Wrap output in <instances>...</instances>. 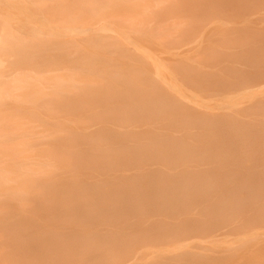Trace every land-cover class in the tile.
Masks as SVG:
<instances>
[{"label": "rangeland", "instance_id": "obj_1", "mask_svg": "<svg viewBox=\"0 0 264 264\" xmlns=\"http://www.w3.org/2000/svg\"><path fill=\"white\" fill-rule=\"evenodd\" d=\"M5 1L2 0L8 5L5 6L6 11L10 17L16 18L17 23L14 21L12 24L11 28L15 36L11 35V37L4 35L0 25V38L2 37L5 43L0 44L2 47L0 72L27 71L29 74L31 72L46 76L43 83L47 86L46 90L49 94L33 95L31 101L0 103L1 117L2 114L6 116L3 118L11 116L10 120L4 119L9 120L8 123L4 121L2 125L0 124L3 132L4 127L10 129L5 131V134L0 132L2 134L0 142L5 144L10 142L9 145L18 140L29 142L26 150L14 152L12 159L8 155L7 160L2 157L4 159L0 160V171L3 172L2 167L8 166L18 172L19 162L32 161L29 165L34 166L35 163L38 164V160L31 157L34 153L35 155L38 153L37 151L32 154L33 150H36L32 149L33 147H40L42 151L47 152V155L50 153L49 156H53V153L55 157L69 154L66 159L63 158L67 164H74H70L72 169H58L59 171L55 170L58 172L34 177L35 182L28 181L32 186L27 183V188L30 186L32 190L37 189L31 192L30 196H42L51 191L50 186L60 185L58 175H62L63 178L60 180L61 183L64 180L66 188L78 187L77 189H81L82 192L83 186L88 185L87 179L93 184L89 186L96 189L118 187L117 182H107L105 175L100 172L103 164L102 151L95 150L96 142L91 135H95L101 127L108 128L107 126L112 125L109 124L111 122L108 125L107 122L102 123V119L112 120L114 109H125L130 106L125 102L127 96L136 95V99L150 103L148 107L150 106L151 109L160 107V100H163V97L169 98L167 95L175 91L165 79L170 78V82L177 85V90L181 89L188 94V101L191 102L193 100L191 97L195 96L200 99L202 105L198 106L204 113H211L212 117L217 118L241 117L246 123L257 124L256 127L260 128V131L264 129L261 126V122L264 121L261 115L264 114V103L260 101L264 98V84L258 85V88L250 86L245 89L244 87L247 86L241 84L244 79L240 77L241 80H237L238 75L234 76V71L237 69L247 68L248 59L254 61L257 58L256 52L263 56L264 0H144V2L139 0L137 4L142 2L141 5H135L136 0ZM129 4L135 7L136 12ZM145 6H150L147 14ZM138 7L144 8L145 13L142 10L139 12ZM136 13L139 15L144 13L141 17H146L145 26L137 27L139 29L135 28L136 25L133 26L131 19L135 16L139 17ZM100 15L106 18L101 25H109L105 30L93 25L97 18L98 20L99 17L103 18ZM223 69L234 71L232 70L231 73L230 70H224V72ZM221 76L224 77L225 82L222 81ZM233 80L238 83L233 85ZM235 86L239 88L244 86V89ZM37 90L32 88L31 93ZM252 103L254 106L245 107ZM209 104L212 107L207 106ZM222 105H226V108ZM240 108L242 109L236 110ZM255 111L257 113L253 116L256 119L251 118L252 115L249 114ZM177 117L174 116V122ZM30 120L42 124L43 127L31 126ZM21 121L26 123L22 125ZM12 122L21 124L22 127H17L21 134H18L15 128L12 129ZM131 125L125 124L118 128L146 130V125ZM179 125L193 133L201 129L200 125L196 126L191 121L175 124L171 126L173 129L170 131L177 140L193 147L207 146L205 142L209 138L205 139V136L189 138L182 133L184 129ZM211 134L209 128L206 135L212 137ZM30 146L32 151L28 152L27 148L29 149ZM26 153L30 156L26 157ZM72 154L80 158H78L79 162ZM71 158L76 159L77 163L75 164L76 160ZM93 158L97 160L95 163L92 162ZM260 174L264 177V172ZM143 183L140 180L137 185L132 183L127 186L141 187L146 184ZM3 196V199L0 197V203L6 204L9 194ZM72 219V217H59L52 220L70 223ZM2 227L1 225L0 264H83L80 257L87 259L83 247V252H75L67 247L70 241L65 235L56 238L53 236L54 240L58 239L61 247L50 246L49 239L45 238L42 249L35 250L27 244V247H24V242H31L32 236L44 242L41 240L44 236L24 235ZM226 235L228 234L221 235L213 243L210 242L212 239L209 237L203 238L201 242L203 241L202 244L205 245L218 243L215 245L220 247L232 242L237 246L236 235ZM252 250L259 249L252 248ZM252 250L248 251L245 246L243 249L236 248L233 252L237 258L242 251L243 254H248ZM115 252L116 250L109 255ZM114 256L116 259L118 255L114 254ZM148 256H151L148 258L150 260L153 259L154 254Z\"/></svg>", "mask_w": 264, "mask_h": 264}, {"label": "bare ground", "instance_id": "obj_2", "mask_svg": "<svg viewBox=\"0 0 264 264\" xmlns=\"http://www.w3.org/2000/svg\"><path fill=\"white\" fill-rule=\"evenodd\" d=\"M136 1L135 5L140 2ZM3 4L0 0L2 31L4 35L15 36L11 27L14 21L17 23L16 18L10 17L6 11L8 5ZM149 7H144L146 14ZM131 8L135 10L134 6ZM143 9L139 8L138 11L145 13ZM103 15H100L103 18H97L93 25L105 30L109 25H101L103 19H106ZM141 15L131 18L135 28L145 26L146 17ZM1 38L0 44H5ZM255 54L259 58L255 60L259 63L248 59L247 68L235 69L236 71L223 69L230 72L233 70L234 76L238 75L237 80L243 78L241 84L244 83L247 87L242 88H258V85L264 84V65H260L264 63V51L263 56L257 52ZM1 58L0 51V62ZM26 72H0V103L31 101L33 95L49 94L47 86L43 83L46 76ZM221 79L226 81L223 76ZM233 79L236 80L235 77ZM234 80L232 83L236 85L238 82ZM165 82L175 91L167 95L169 98L163 97V100H160V107L151 109L148 107L150 103L136 99V95L127 96L125 102L130 106L114 109L116 115L112 113V120L101 121L107 122V125L111 122L109 124L112 125L107 126L108 128L101 127L100 131L91 135L96 142L95 150L102 151L103 164L100 172L105 175L107 182H117L118 187L96 189L89 186L93 184L87 179L88 185L83 186L82 192L78 187L66 188L64 180L62 183L60 180L62 175H58L60 185L50 186L51 191L42 196H30L31 192L37 190L30 189L32 185L28 183L32 182L34 177L52 174L58 169L73 168L70 166L73 163L67 164L64 160L69 154H60L64 157L63 161L60 156L55 157L52 151L53 156H49L50 153L47 155L40 147L30 146L27 148L28 152L32 149H36L32 154L38 151L36 155L31 154L32 158L38 160V164L35 163L34 166L29 165L32 161L19 162L18 172L5 164L7 167H2L4 170L0 171V197L3 199V194H9L6 204L0 203V226L24 235L44 236L41 239L44 242L33 236L31 242H24V247H27V244L35 250L42 249L45 238L49 239L50 246L61 247L58 239L54 240L53 236L56 238L65 235L70 241L67 247L75 252H83L82 247L84 248L87 259L80 257L83 264H264V177L260 174L264 172V129L260 131L261 129L256 127L257 124L246 123L241 117H212L213 114L201 111L199 106L202 101L196 96L191 97L193 100L190 102L187 100L188 94L181 89L177 90V85L172 84L170 78L165 79ZM220 85L222 86V83ZM32 88L38 90L31 93ZM242 88L241 90L244 89ZM260 101L264 103V98ZM251 105L253 103L245 107ZM207 106L212 107L210 104ZM222 106L226 108V105ZM256 113L255 111L249 114L253 118ZM261 115L264 117L263 113ZM3 116L5 115L2 114L1 117L0 114L1 125L4 121L8 123L11 117ZM174 116L180 118H175L174 122ZM190 121L196 126L200 125L201 129L193 133L179 125L184 129L182 133L189 138H209L206 139V147L187 145L171 133V126ZM15 123L18 122L13 124ZM30 123L36 128L43 127L33 120H30ZM261 123L263 128L264 121ZM125 124L146 125V130L118 128ZM12 125V129L15 128L18 134H21L17 129L22 127L21 124H15L16 127ZM209 128L212 137L206 135ZM7 129L3 128L10 131ZM5 131L0 132L5 134ZM19 141L14 144L11 142V145L10 142H0V160L4 159L2 157L9 159L7 155L12 159L14 152L26 150L29 142ZM27 154L25 156L29 157ZM75 154L72 156L78 160L79 157ZM96 161L93 158L92 162ZM129 171L131 172L127 173ZM140 180L146 184L132 188L127 186L132 183L137 185ZM59 217L73 219L70 223L52 220ZM223 234H235L237 246L232 242L227 243L228 245L223 243L224 246L221 247L215 245L218 243L205 245L201 242L203 238L209 237L213 243ZM245 246L248 251L252 248L260 251L252 250L253 253L248 254H243L242 251V255L239 254L236 258L233 250L243 249ZM114 250L116 252L109 255ZM114 254L118 255L116 259ZM149 254H154L153 259H148L151 257H147Z\"/></svg>", "mask_w": 264, "mask_h": 264}]
</instances>
